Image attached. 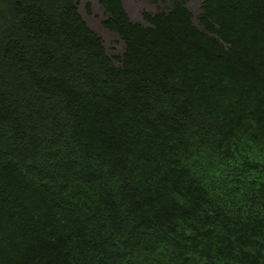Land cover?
Listing matches in <instances>:
<instances>
[{
    "label": "trees",
    "instance_id": "1",
    "mask_svg": "<svg viewBox=\"0 0 264 264\" xmlns=\"http://www.w3.org/2000/svg\"><path fill=\"white\" fill-rule=\"evenodd\" d=\"M99 2L121 67L77 0H0V264H264V0Z\"/></svg>",
    "mask_w": 264,
    "mask_h": 264
},
{
    "label": "rangeland",
    "instance_id": "2",
    "mask_svg": "<svg viewBox=\"0 0 264 264\" xmlns=\"http://www.w3.org/2000/svg\"><path fill=\"white\" fill-rule=\"evenodd\" d=\"M163 2V0H161ZM188 8L196 18L201 12V5L204 0H186ZM79 12L87 25L97 33L104 41L107 53L111 57H121L124 53V45L120 39L113 33L104 28L107 16L101 8L98 0H78ZM124 7L135 23L143 22L144 13L154 14L159 11V6H155L146 0H123ZM163 8L164 4L160 3Z\"/></svg>",
    "mask_w": 264,
    "mask_h": 264
},
{
    "label": "clouds",
    "instance_id": "3",
    "mask_svg": "<svg viewBox=\"0 0 264 264\" xmlns=\"http://www.w3.org/2000/svg\"><path fill=\"white\" fill-rule=\"evenodd\" d=\"M99 1V0H98ZM147 1V0H146ZM180 1H182V2H184V3H186V8L191 12V14L193 15V17H194V24H195V26L197 27V28H199L200 30H203L201 27H200V25H199V18L202 16V14H203V6H204V3H205V1L206 0H204L203 1V3H202V5H201V12H200V14H199V16L196 18V20H197V24L195 23V16H194V14L192 13V11L188 8V4H187V1L186 0H180ZM77 2H78V0H77ZM149 2V1H148ZM160 3H162V4H164V7L163 8H161L160 7ZM167 3H169V0H163V2L161 1V0H158V4L157 5H155V4H153V3H151V4H153V5H155V6H159V11L158 12H160L161 10H165L166 9V5H167ZM99 4H100V2H99ZM122 4H123V0H122ZM100 6H101V4H100ZM123 7H124V4H123ZM101 8L103 9V7L101 6ZM124 9H125V7H124ZM104 10V9H103ZM125 11H126V9H125ZM78 12H79V3H78ZM104 12H105V10H104ZM157 12V13H158ZM126 13H127V11H126ZM157 13H154V14H150V13H144V14H150V15H156ZM105 14H106V12H105ZM128 14V13H127ZM79 15H80V12H79ZM81 16V15H80ZM106 16H107V14H106ZM129 16V15H128ZM144 16V15H143ZM82 17V16H81ZM129 18H130V16H129ZM83 19V18H82ZM107 20H108V16H107ZM106 20V21H107ZM130 20H131V18H130ZM83 21L85 22V20L83 19ZM132 21V20H131ZM133 22V21H132ZM86 23V22H85ZM133 23H135V22H133ZM105 24V23H104ZM135 24H142V25H144L145 27H148V24L144 21V19H143V22H141V23H135ZM86 25H87V23H86ZM88 26V25H87ZM104 26V25H103ZM89 27V26H88ZM105 28V27H104ZM89 29L93 32V33H95L90 27H89ZM106 29V28H105ZM107 30V29H106ZM107 31H109V30H107ZM109 32H111V31H109ZM111 33H113V32H111ZM95 34H97V33H95ZM113 34H115L119 39H120V41L123 43V45H124V53H123V55L121 56V57H111V56H109L108 55V53H107V55L110 57V58H112L113 60H114V62H115V64H116V66L117 67H121L123 64H122V60H123V57H124V55H125V53H126V45H125V43H124V41L120 38V36L118 35V34H116V33H113ZM98 35V34H97ZM99 36V35H98ZM212 37H215V36H213V35H211ZM100 37V36H99ZM101 38V37H100ZM216 38V37H215ZM102 39V38H101ZM103 40V39H102ZM103 43H104V41H103ZM104 47H105V43H104ZM106 49V48H105ZM106 52H107V50H106ZM159 170H161V169H159V168H156V169H152V170H150V171H148L147 173H149V174H151L152 176H156V173L159 171ZM135 184L136 185H134V190H135V193H136V195H134L133 197H131L130 199H129V202H131L132 200H135V201H137V202H140L142 205H144L145 207H147V208H151L152 206H151V202H150V200H151V194L148 192V190L149 189H152V184H151V182H149V181H146V180H144V179H141L140 177H138V179L136 180V182H135ZM151 185V186H150Z\"/></svg>",
    "mask_w": 264,
    "mask_h": 264
}]
</instances>
